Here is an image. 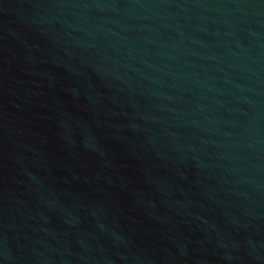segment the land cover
Here are the masks:
<instances>
[{
  "label": "water",
  "instance_id": "water-1",
  "mask_svg": "<svg viewBox=\"0 0 264 264\" xmlns=\"http://www.w3.org/2000/svg\"><path fill=\"white\" fill-rule=\"evenodd\" d=\"M0 264H264V0H0Z\"/></svg>",
  "mask_w": 264,
  "mask_h": 264
}]
</instances>
